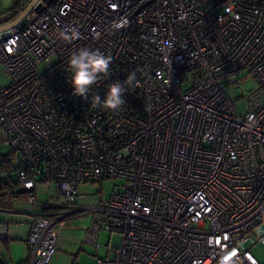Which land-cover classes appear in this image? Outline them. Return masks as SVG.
<instances>
[{"label":"built area","instance_id":"built-area-1","mask_svg":"<svg viewBox=\"0 0 264 264\" xmlns=\"http://www.w3.org/2000/svg\"><path fill=\"white\" fill-rule=\"evenodd\" d=\"M40 3L0 31L2 181L31 219L29 264H49L78 213L91 215L97 251L101 230L122 236L94 264H261L243 245L264 221V0ZM68 28L80 38L63 39ZM81 48L112 57L87 99L70 83ZM245 69L260 88L241 115L224 88ZM132 72L118 111L95 103ZM117 178L122 191L85 202L83 185ZM48 184L60 196L41 200Z\"/></svg>","mask_w":264,"mask_h":264},{"label":"rangeland","instance_id":"rangeland-1","mask_svg":"<svg viewBox=\"0 0 264 264\" xmlns=\"http://www.w3.org/2000/svg\"><path fill=\"white\" fill-rule=\"evenodd\" d=\"M18 0H0V24L6 20H11L12 7ZM44 69V65L40 66V70ZM10 78L6 75L4 69L0 66V88L6 86ZM260 88L256 76L248 69L241 71L234 83H229L225 86V94L233 101L234 109L238 114L243 115L248 111L246 99L257 92ZM10 152V148L6 145L0 146V155L6 156ZM2 172L0 175V225L9 223L10 225H18L24 220H29L26 213H13L16 204L21 203L20 196H12L9 194L7 185H2ZM122 179H104L101 182L88 183L80 188L81 192H86V203L96 204L98 200L105 201L113 192L123 190ZM39 193L41 200L55 198L60 196V192L52 185L48 184L40 187ZM11 209V211H3V209ZM5 209V210H6ZM74 214L69 216L65 223L58 229V242L56 251L52 256L49 264H94L98 257H106L104 246L119 247L122 236L119 233L108 232L101 230L94 242L100 244L102 248L97 251L92 241L87 235V229L90 228L92 217L89 213ZM26 224V223H21ZM22 230H26L27 225H19ZM14 232L11 233V236ZM264 236V221L259 223L255 230L252 240L246 242L243 246L247 248L252 255L261 263L264 264V245L261 244L260 238ZM26 253V248L18 246L15 252L6 251L5 245L0 242V262L5 264L10 263V257L23 258Z\"/></svg>","mask_w":264,"mask_h":264},{"label":"clouds","instance_id":"clouds-1","mask_svg":"<svg viewBox=\"0 0 264 264\" xmlns=\"http://www.w3.org/2000/svg\"><path fill=\"white\" fill-rule=\"evenodd\" d=\"M80 35L79 30L76 28H68L61 32L62 38L69 42L79 39ZM111 63L112 57L99 50L81 48L74 52L68 60L69 69L72 73L70 83L74 89L72 94L87 99L91 87L97 83L99 77L109 74ZM134 80L135 72H132L123 82L114 81L109 85L103 99L99 96L95 97V103L105 110L118 111L125 104L126 85L131 84ZM253 120L254 117L249 116V121ZM219 264H232L231 256H222Z\"/></svg>","mask_w":264,"mask_h":264},{"label":"crops","instance_id":"crops-1","mask_svg":"<svg viewBox=\"0 0 264 264\" xmlns=\"http://www.w3.org/2000/svg\"><path fill=\"white\" fill-rule=\"evenodd\" d=\"M41 199V198H40ZM16 211H13V213H17V214H22L25 213L22 210H20L18 207H15ZM3 211H11V209H6ZM30 218V217H29ZM30 221L31 219L28 220V222H26V224H21V223H25V220L21 223H18V225H10L9 223H7V227H8V235L5 236L4 235V229H3V225L6 223H3L2 225H0V242H2L5 247H6V251H8V253L10 252V254L12 252H15L16 248L20 245L23 246L24 248H26V253L23 256V258H16V257H10V263L12 264H29V253L26 247V239L28 237L29 234V230H30ZM19 225H27L26 230H22L20 227H18ZM14 232V236H11V233ZM0 264H5L3 262H0Z\"/></svg>","mask_w":264,"mask_h":264},{"label":"trees","instance_id":"trees-1","mask_svg":"<svg viewBox=\"0 0 264 264\" xmlns=\"http://www.w3.org/2000/svg\"><path fill=\"white\" fill-rule=\"evenodd\" d=\"M30 0H18L14 6L12 7V17H16L24 8L25 6L29 3ZM7 21V20H6ZM9 21V20H8ZM11 171L10 167V162L7 159V157L0 155V175L2 172L9 173ZM2 185L4 186L5 184L2 181ZM12 186H9V194L12 196H20V193L18 191H14L11 189ZM13 190V191H12ZM6 209V208H5ZM3 209V210H5Z\"/></svg>","mask_w":264,"mask_h":264},{"label":"water","instance_id":"water-1","mask_svg":"<svg viewBox=\"0 0 264 264\" xmlns=\"http://www.w3.org/2000/svg\"><path fill=\"white\" fill-rule=\"evenodd\" d=\"M33 8L37 10L42 9V4L40 0H30L29 3L25 6V8L14 18L9 21H5L4 23L0 24V31L6 28H10L14 25H18L21 27L24 24V17L28 12H30Z\"/></svg>","mask_w":264,"mask_h":264}]
</instances>
